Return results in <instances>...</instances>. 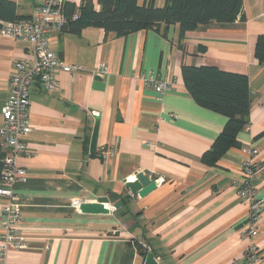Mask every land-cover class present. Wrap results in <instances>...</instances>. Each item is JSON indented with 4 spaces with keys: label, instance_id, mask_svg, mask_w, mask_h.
<instances>
[{
    "label": "crops",
    "instance_id": "obj_1",
    "mask_svg": "<svg viewBox=\"0 0 264 264\" xmlns=\"http://www.w3.org/2000/svg\"><path fill=\"white\" fill-rule=\"evenodd\" d=\"M12 1L20 17H30L40 2ZM92 1L100 9L98 0ZM165 1L138 3L163 6ZM65 2L78 9L82 0ZM260 35L264 0H243L235 21L213 22L183 36L179 24L170 26L167 36L156 29L117 36L97 26L79 34L56 31L53 50L82 69L59 70L54 91L32 88V154L19 157L27 180L15 185L29 248L10 250L0 264H142L148 249L158 264H244L250 240L240 229L249 209L239 185L250 159L258 164L253 184L263 210L254 242L264 264V65L255 55ZM18 60L34 62L32 45L0 37V123ZM101 64L108 68L104 88L95 81ZM183 65L216 66L249 78V123L238 134L240 145L215 164L203 155L228 118L194 100ZM149 76L169 79L173 86L159 96L144 83ZM246 147L257 154L251 156ZM106 148L113 151L109 158L102 157ZM140 172L164 181L146 196L131 194L126 180ZM104 195L111 200L108 213H85L74 205ZM5 202L0 198V231Z\"/></svg>",
    "mask_w": 264,
    "mask_h": 264
},
{
    "label": "built area",
    "instance_id": "obj_2",
    "mask_svg": "<svg viewBox=\"0 0 264 264\" xmlns=\"http://www.w3.org/2000/svg\"><path fill=\"white\" fill-rule=\"evenodd\" d=\"M65 0H40L34 7L32 15L2 22L0 37L29 42L34 51V62L28 64L25 60H18L14 64V72L8 82V95L2 107V122L0 123V146L4 151L2 160V176L0 179V198L6 202L2 208L3 229L0 231V263H5L10 250H24L29 248V239L21 227L22 212L19 205L20 195L15 190L18 182L27 180V170L18 163L20 156L32 154L28 146V137L32 132L30 119L31 92L35 84L47 91L58 88L57 73L59 70L73 73L82 69L79 64L62 60L52 48V37L56 31L63 29L68 22L64 13ZM80 16L76 10L73 20ZM106 64H101L96 73L103 77L107 74ZM144 83L153 88L159 96L168 92L173 82L159 76L143 78ZM98 115V112H93ZM245 151L251 156L257 150L246 147ZM113 151L105 149L103 158H109ZM258 164L249 160L244 165V178L239 185L241 199L248 204V216L241 226V234L250 240L248 250L244 256V264H260L262 255L254 239L259 234V219L263 210V203L257 197L253 184ZM136 178L132 179L134 181ZM164 178L156 179L157 183ZM126 182H129L126 180ZM83 201L74 200V205L80 207ZM149 250V249H148ZM158 259V258H156Z\"/></svg>",
    "mask_w": 264,
    "mask_h": 264
},
{
    "label": "trees",
    "instance_id": "obj_3",
    "mask_svg": "<svg viewBox=\"0 0 264 264\" xmlns=\"http://www.w3.org/2000/svg\"><path fill=\"white\" fill-rule=\"evenodd\" d=\"M96 9L92 0H82L77 9L65 4L68 22L62 30L79 34L86 26L104 28L107 33L124 36L132 32L156 29L167 36L170 26L179 24L181 36L213 22L225 24L235 21L242 12L243 0H166L163 6L140 5L138 0H98ZM79 10L80 16H72ZM20 17L12 0H0V26L2 22ZM163 26V27H162ZM256 58L264 65V35L256 44ZM186 88L201 106L227 116V123L212 147L203 155L208 164H215L231 147L239 146L238 134L249 123L251 110L250 82L245 74L223 71L216 66H182ZM4 151L0 146V179ZM143 252V247L138 245ZM146 251V250H145ZM145 254V252H144Z\"/></svg>",
    "mask_w": 264,
    "mask_h": 264
},
{
    "label": "water",
    "instance_id": "obj_4",
    "mask_svg": "<svg viewBox=\"0 0 264 264\" xmlns=\"http://www.w3.org/2000/svg\"><path fill=\"white\" fill-rule=\"evenodd\" d=\"M95 81L97 86L104 88V83L102 77L96 76ZM100 122L97 120L91 142V152H96L97 143H98V131H99ZM126 188L129 189L131 194H139L141 196H146L152 192L157 187L156 180L151 179L144 172H140L136 175L134 181L126 182ZM111 200L108 195L100 196L95 202H86L83 201L80 204V210L85 213H108L110 211ZM122 204L121 201L114 203L113 206L118 208ZM142 264H158V261L152 251L146 250L143 256Z\"/></svg>",
    "mask_w": 264,
    "mask_h": 264
}]
</instances>
